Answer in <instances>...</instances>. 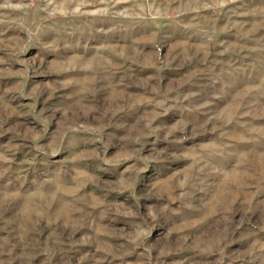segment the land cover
<instances>
[{
    "label": "rangeland",
    "instance_id": "374dc122",
    "mask_svg": "<svg viewBox=\"0 0 264 264\" xmlns=\"http://www.w3.org/2000/svg\"><path fill=\"white\" fill-rule=\"evenodd\" d=\"M184 1L0 0V264H264V0Z\"/></svg>",
    "mask_w": 264,
    "mask_h": 264
},
{
    "label": "crops",
    "instance_id": "0c3cea01",
    "mask_svg": "<svg viewBox=\"0 0 264 264\" xmlns=\"http://www.w3.org/2000/svg\"><path fill=\"white\" fill-rule=\"evenodd\" d=\"M185 2V1H184ZM195 8V9H194ZM221 6H219V3L214 2V0H186L184 3L183 7H181V16L184 18H195L193 19V24L192 21L190 22H185L192 24L193 26H198V25H203L207 24L206 19L208 20L209 18L211 20L217 21L218 24L220 25V21H224V12L222 11H216V10H221ZM223 13V14H222ZM216 14H218L216 16ZM192 20V19H191ZM209 24V22H208ZM215 24V23H211ZM216 25V24H215ZM218 32L214 31L213 34L216 36Z\"/></svg>",
    "mask_w": 264,
    "mask_h": 264
}]
</instances>
